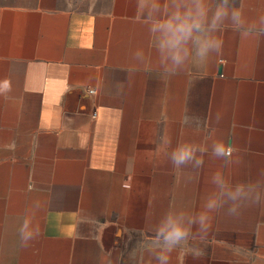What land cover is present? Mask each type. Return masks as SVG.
Segmentation results:
<instances>
[{"label": "crops", "instance_id": "0c3cea01", "mask_svg": "<svg viewBox=\"0 0 264 264\" xmlns=\"http://www.w3.org/2000/svg\"><path fill=\"white\" fill-rule=\"evenodd\" d=\"M229 3L249 24L264 16V0ZM136 5L0 0V264H156L157 229L169 213L197 214L213 173L260 179L264 37L242 39L225 21L218 54L165 78ZM220 139L231 161L211 156ZM168 141L206 148L202 167L174 168ZM25 222L39 233L27 247ZM198 247L170 264H264V205L214 213Z\"/></svg>", "mask_w": 264, "mask_h": 264}, {"label": "clouds", "instance_id": "9594fccd", "mask_svg": "<svg viewBox=\"0 0 264 264\" xmlns=\"http://www.w3.org/2000/svg\"><path fill=\"white\" fill-rule=\"evenodd\" d=\"M142 3L147 15L141 12V16L153 38L161 75L165 78L200 68L208 63L212 53L218 54L221 44L216 33L225 21L230 22L242 39L264 37V16L249 24L242 8L230 4L229 0H219L214 6L209 0H137V10ZM136 58L142 62L143 52ZM214 118L219 122L222 116L217 112ZM163 150L174 168L196 169L203 165L198 153L207 151L186 142L173 146L171 141L165 143ZM234 151L223 139L211 145V156L216 159L231 161ZM258 175L260 179L233 184L222 172L213 173L210 183L215 185V191L204 198L201 210L194 216L169 213L157 229L148 248L156 264H170V255L177 250L190 252L194 258L201 257L203 251L198 243L206 240L214 213L223 210L225 215L239 218L245 209L264 205V169ZM38 235L27 222L20 228L21 244L25 247Z\"/></svg>", "mask_w": 264, "mask_h": 264}, {"label": "rangeland", "instance_id": "374dc122", "mask_svg": "<svg viewBox=\"0 0 264 264\" xmlns=\"http://www.w3.org/2000/svg\"><path fill=\"white\" fill-rule=\"evenodd\" d=\"M140 243H141V240H140L139 238L135 237V238H133V240H132L131 242L128 243V247H127V249H128L129 247H136V246H138V244H140ZM131 264H134V263L132 262Z\"/></svg>", "mask_w": 264, "mask_h": 264}, {"label": "built area", "instance_id": "2783aa9c", "mask_svg": "<svg viewBox=\"0 0 264 264\" xmlns=\"http://www.w3.org/2000/svg\"><path fill=\"white\" fill-rule=\"evenodd\" d=\"M89 92L94 93V92H96V89L95 88H89ZM94 114L96 115L97 112H94Z\"/></svg>", "mask_w": 264, "mask_h": 264}]
</instances>
